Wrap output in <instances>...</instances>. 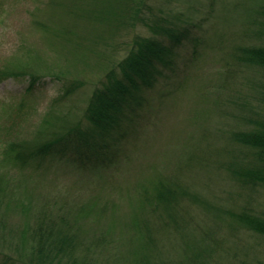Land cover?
<instances>
[{"label": "trees", "instance_id": "trees-1", "mask_svg": "<svg viewBox=\"0 0 264 264\" xmlns=\"http://www.w3.org/2000/svg\"><path fill=\"white\" fill-rule=\"evenodd\" d=\"M62 1L67 9L64 14L78 15L80 19L76 28L72 23V28L67 29L75 30L73 32L80 37H69L71 51L83 49V60L66 66L67 70L75 68L74 71L79 69L80 73H86L99 60L104 61L105 66L98 72L102 73L96 82L69 80L66 69L52 71L43 60L38 66H32L35 60L26 53L16 60V66L6 69L4 76L28 78L24 97L46 77L69 80L62 88V99L89 87L87 97L83 99L86 106L82 110L77 107L78 116L76 113L72 117L56 111L48 113L34 141H11L7 145V154L12 162L27 168L35 160L44 162L57 157L84 171L112 164L132 139L138 138V131L147 116L144 108L148 111L152 103L150 97L155 96L153 92L156 89L164 92L172 82L180 81L199 52L219 45L226 50L230 46L233 62L246 72L244 82L249 84L255 98L245 97L248 90L243 82L233 81L236 74L229 69L224 74L228 92L225 100L217 101V107L222 118H227L223 125L227 127L232 119L235 125L242 127L223 133L224 130L219 132L207 126L204 135L211 137L210 149H214L213 143L220 144L223 137L226 138L227 149L220 148L227 150L226 158L222 159L221 153L213 151L215 157L216 154L219 156L218 162L203 157L189 164L187 169L182 167L172 176L162 177L151 189L143 187L144 192L139 194L142 209L147 203L150 209L137 223L144 235L137 250L140 248L141 253L150 255L142 260V264H233L235 259L245 260L242 264H252L259 253L242 245L244 234L241 232L264 236V216L254 211L251 195H244L239 190L231 193V198L246 200L239 205L235 203L237 208H225L218 200L213 203L202 197L194 183L186 182V175L193 170L198 172L219 165L239 189L253 192L256 188H264V109L253 105L259 98L264 101V86L255 78L258 74H254L256 70L264 69V0H250L253 4L248 7L246 20L235 14L245 0H224L219 4L216 0L204 2L205 14L211 18L187 27L177 24V20L194 6L195 0H185L189 7L178 14L171 10L161 14L148 3L149 0H92L87 9L78 4L80 0ZM52 14L57 15L54 10ZM195 19L192 15L189 20ZM93 27L95 30L91 32ZM85 28L91 30L84 36ZM139 29H145L146 33L138 32ZM60 31H55L53 40L61 35ZM241 34L252 43L257 39L260 45L238 43L236 38ZM185 50H191V53L181 55ZM179 56H184L185 66L178 63ZM231 78L232 85L228 84ZM163 96L158 93L157 98ZM234 145L238 150H228ZM2 192L4 189L0 184V214L5 201ZM201 217L203 221L199 223ZM4 225L0 217V264H86L93 251L90 246H108L102 236L94 243L82 240L78 221H74L66 210H60L57 219L48 211L39 217L33 216L30 226L22 231L29 244L22 246L6 241ZM217 234H221L220 237ZM165 242L169 244H162L164 248L159 250L160 243ZM132 243L133 239L129 238L124 247L131 251ZM3 246L11 248L10 251H5ZM181 247L183 251L179 250ZM156 250L161 253L152 256ZM217 258L221 262H215ZM136 259L133 258L132 264Z\"/></svg>", "mask_w": 264, "mask_h": 264}, {"label": "rangeland", "instance_id": "rangeland-1", "mask_svg": "<svg viewBox=\"0 0 264 264\" xmlns=\"http://www.w3.org/2000/svg\"><path fill=\"white\" fill-rule=\"evenodd\" d=\"M210 1L195 0L194 6L177 20V24L187 27L193 22L209 20L211 15L205 14L202 5ZM220 1L224 0H216V4ZM148 3L161 14L164 10L176 11L178 14L189 7L185 0H149ZM78 4H83L87 9L91 7L92 0H80ZM252 4L250 0H245V3L235 10L236 16L246 20L248 7H252ZM218 7L219 5L215 7L216 10ZM53 10L57 15L52 14ZM66 11L62 0H0V184L4 189L2 194L5 200L0 217L3 218L4 227L7 229L6 241L9 244L13 241L21 246L29 244L27 235L23 237L22 231L30 226L29 222L33 216L39 217L44 211H48L57 219L60 210H66L74 221H78L77 227L82 229V240L94 243L102 236L107 241L108 246H90L93 251L86 264H132L135 257L137 259L133 263L142 264L144 258L150 257L149 253H141L140 248L137 250L140 239H144L137 223L150 209L148 203L146 210L142 209L139 194L144 192L143 187L151 189L162 177L172 176L182 167L187 169L189 164L196 163L203 157L210 160L214 158L218 162L217 154L221 153L222 159L227 156V150H221L225 147L227 149L226 138L223 137L220 144L213 143L214 149H210L211 137L209 134L204 135L207 126L216 128L219 132L224 130L223 133L227 129L233 132L239 129V126L242 127L240 124L235 125L232 119L227 127L223 125L227 118H222L217 107L218 100H225L226 71L230 69L236 74L234 82H243L249 92L245 93V97L254 100L255 96L250 93L249 84L244 82L246 72L233 62L230 46H227L226 50L220 48L223 45L212 47L199 52L193 63L189 64V67L186 66L188 68L180 81L172 82L170 88L164 92L158 89L153 92L155 96L150 97L152 103L148 111L144 108L147 116L138 131V138H133L112 164L107 163L84 171L69 161L50 157L44 162L38 159L31 162L29 167L21 168L12 162L7 154V145L14 139L34 141L48 113L56 111L71 117L75 113L78 116L77 107L82 110V107L86 106L83 99L87 97L89 87L65 99L61 98L62 88L69 78L96 82L102 73L98 72L105 66L104 61L99 60L95 61L86 73H80L79 69L74 71L75 68L67 70L66 66L83 60V49L71 51L73 49L69 45V37H80L73 32L75 30L67 29L72 28V23L76 28L80 19L78 15L64 14ZM192 15L196 19L191 22ZM85 22L91 23L88 20ZM58 29L61 30V35L53 40V34L58 32ZM88 30L91 28L84 29V36L88 35ZM94 30L93 27L91 32ZM138 32L145 34L146 30L139 29ZM236 39L238 43L249 46L260 45L257 39L252 43L242 34ZM23 53L35 60L32 66H38L43 60L45 66H49L52 71L66 69L69 80L46 77L24 97L29 85L28 78L3 75L8 67L16 66V60ZM190 53L191 50H185L181 55ZM184 60V56L178 57L180 65H184ZM249 70L253 72L252 69ZM254 74H258L255 78L264 86V69L256 70ZM232 79L228 84H233ZM158 93H163L164 96L157 98ZM261 99L253 102L254 108L263 106L264 109V101ZM234 147L235 145L228 150H238ZM213 151H217L216 157L212 154ZM212 166L188 173L186 182L194 183L197 192L209 202L216 203L218 200L225 208H237L235 203L239 205L246 200L235 196L237 200L231 198V193L239 190L244 195L249 194L253 198L254 211L264 216V188H256L253 192L239 189L225 170L219 168V165ZM202 221L201 217L199 223ZM241 234H244L242 245L245 248L249 246L252 251L259 253L252 264H264V236L247 232ZM220 235L217 234V237ZM129 238L133 239L131 251L124 247ZM162 244L169 243H160L159 250L164 248ZM3 249L10 251L11 248L3 246ZM179 250L183 251L182 247ZM156 251L151 255L161 253ZM216 260L217 263L221 262L218 258ZM243 262L245 260H233V264Z\"/></svg>", "mask_w": 264, "mask_h": 264}]
</instances>
